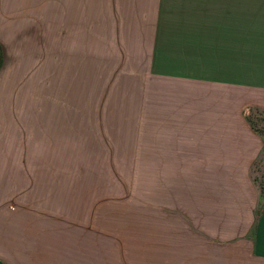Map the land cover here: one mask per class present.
<instances>
[{
  "label": "rangeland",
  "instance_id": "rangeland-1",
  "mask_svg": "<svg viewBox=\"0 0 264 264\" xmlns=\"http://www.w3.org/2000/svg\"><path fill=\"white\" fill-rule=\"evenodd\" d=\"M65 3L0 0V143L7 144L6 156L12 130L22 129L29 152L42 149L57 163L55 176L75 173L77 191H67L76 192L77 204L109 207L110 221L187 223L186 232L198 238L191 243L200 248L197 227L211 232L218 225L221 237H244L264 206V108L243 106L238 134L209 133L212 127L195 107L165 101L172 90L166 84L179 88V80L136 64L148 44L147 28L130 21L139 7L120 6V14L102 21L99 6L98 15L75 13L72 22L81 5L62 13ZM184 109L192 142L187 150L177 149L165 128ZM198 129L204 134L192 132ZM231 140L242 148L226 149ZM249 141L257 149H246ZM206 229L205 245L217 243Z\"/></svg>",
  "mask_w": 264,
  "mask_h": 264
},
{
  "label": "crops",
  "instance_id": "crops-1",
  "mask_svg": "<svg viewBox=\"0 0 264 264\" xmlns=\"http://www.w3.org/2000/svg\"><path fill=\"white\" fill-rule=\"evenodd\" d=\"M74 3L81 6L72 22L75 13L98 15L99 6L102 21L120 14V6L139 7L130 21L147 28L148 44L136 64L179 80V88L166 84L172 90L165 101L195 107L209 133L238 134L242 107L264 108V0H67L62 13ZM187 113L177 111L171 129L165 127L177 149L192 143L182 119ZM21 130H12L7 156L0 143V264H264V206L246 223L244 237H221L218 225L211 232L197 227L201 248L191 243L198 238L186 232L187 223L110 221L109 207L77 204L76 192H68L77 191L75 173L55 176L57 163L42 149L29 152ZM245 145L257 149L253 141ZM224 146L242 148L233 140ZM205 229L217 243L205 245Z\"/></svg>",
  "mask_w": 264,
  "mask_h": 264
}]
</instances>
